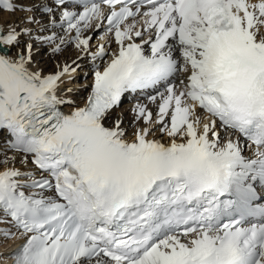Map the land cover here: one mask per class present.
I'll return each instance as SVG.
<instances>
[{"label":"snow or ice","instance_id":"obj_1","mask_svg":"<svg viewBox=\"0 0 264 264\" xmlns=\"http://www.w3.org/2000/svg\"><path fill=\"white\" fill-rule=\"evenodd\" d=\"M53 4L45 7L49 23L35 35L28 27H0V46L17 49L15 58L0 54V130L8 133L0 145V224L9 225L5 237L27 236L13 264H264V223L243 226V208L253 196L245 186L249 172L264 180V0ZM3 6L16 10L14 0ZM26 23L40 22L27 17ZM57 26L64 35L46 34ZM93 29H103L105 41L94 61L107 56L113 35L118 50L94 72L86 105L66 115L57 105L71 101L57 92L76 69L32 71L34 43L22 46L21 38L53 53L73 42L89 52L91 37L82 33ZM179 74H186L181 90L169 83L148 97L157 104L155 118L147 105L133 108L143 126L132 142L120 118L105 126L123 93ZM198 110L208 114L206 121ZM220 126L247 137L258 159L246 162L230 138L222 144ZM157 132L171 144L149 139ZM17 156L35 169L14 167ZM24 188L39 191L26 195ZM230 191L237 201L221 202ZM234 203L240 219L222 223Z\"/></svg>","mask_w":264,"mask_h":264},{"label":"bare ground","instance_id":"obj_2","mask_svg":"<svg viewBox=\"0 0 264 264\" xmlns=\"http://www.w3.org/2000/svg\"><path fill=\"white\" fill-rule=\"evenodd\" d=\"M13 2V0H10ZM46 3V0H14V6H15V11H10V10H4L0 6V27H3L5 31H7L8 26H16L17 30L20 28L28 27L30 29H33V35L36 34V32L39 30L41 24H48L50 21V18L52 14L48 12L43 11V6ZM28 7L31 9V11H22L20 10L21 8ZM59 15H60V10H55V19L57 21V25H59ZM27 17H33L35 21H39L40 23H26V18ZM56 31L60 35H64L63 30L57 26L55 29H50L48 33L50 34L51 31ZM102 30L103 29H93V30H88L84 33H82V38H89L93 33H96V41L92 42L90 41L91 45V51L89 52H96L98 50L97 46L101 44L103 39H100L102 36ZM74 35V34H73ZM147 38V35H146ZM22 46L24 42H33L35 48L32 49V63L29 66L32 71H37L40 70L42 75L44 74H54L56 73L61 67L64 65H70L67 62H60V66H54L52 67V62L53 60L57 58V53H53L51 50V47L49 45H41L39 42H34V41H28V38L22 37ZM59 42V41H57ZM137 43H140L139 39L136 41ZM73 45V44H72ZM70 44L62 45L61 48L66 47V49L63 51V54L65 55H70V59L67 58V61L69 59L73 60V63L70 65V67L75 68L76 70L79 68L80 70L78 71L79 74L76 77H73L74 72L70 74V76H65L62 78V83H60L58 92L61 94V97L65 99L66 101H69L70 97L73 98L71 103H64V106L72 111H75L78 108H81L84 104L87 102L86 96H90L91 91H92V82H93V77L94 73L91 76L90 70L95 69L98 70L102 66V60L97 59L93 60L85 51H82L81 49H78V52H76L73 49V46ZM75 45V44H74ZM146 44L143 45L145 47ZM117 47V44L113 41V38L111 36V42L108 44V49H114ZM0 51L9 57L15 58L17 49L12 46H0ZM179 54L178 52H175ZM61 55V54H60ZM64 55V56H65ZM180 56V55H179ZM66 58V57H65ZM68 61V62H69ZM80 64V65H79ZM186 74H179L177 77L179 79L185 78ZM82 81L80 82V80ZM79 84V88L76 86ZM73 85L72 91L73 92H68L67 89H69V86ZM76 87V88H75ZM165 88H162L160 90H155L151 92H146V93H138V94H132L128 95L121 105L119 107L113 108L110 110V114L108 119L104 121V124L106 127H112L113 122L117 119L120 118L122 120V125L121 127L125 130L126 132V140L128 142H132L135 137H134V132L137 128V126H143V121H136L134 119V113H133V108L139 103V104H144L147 105L148 109L152 111L153 113V118H155L157 112H158V107L157 104L150 103L148 100V97L150 95H157L158 92H163ZM68 94V96L66 95ZM69 99V100H68ZM200 114L203 116L204 120L206 121L208 118H205L204 115L202 114V111L198 110ZM167 119V118H166ZM221 130V138L224 136L227 131H224L222 127H220ZM8 137L7 133L5 131L0 132V145L5 144V140ZM149 139H155L158 140L159 142L165 144V145H170L172 142V138L168 137L167 135H163L159 132L156 133V135L150 136ZM181 138L177 137L176 142H180ZM3 153H0V158H2ZM8 156H12L13 152L8 151L7 153ZM20 157L17 156V162L15 163L14 167L17 169L23 171H28V170H33L31 163H29L26 167L21 165L19 161ZM5 170L4 167L0 166V171ZM38 192V191H37ZM45 196L49 195L48 192L44 193ZM26 236H24L23 239H25ZM8 241L4 240L3 238H0V258L7 256L10 253L11 249H8L6 245ZM2 245V246H1Z\"/></svg>","mask_w":264,"mask_h":264},{"label":"rangeland","instance_id":"obj_3","mask_svg":"<svg viewBox=\"0 0 264 264\" xmlns=\"http://www.w3.org/2000/svg\"><path fill=\"white\" fill-rule=\"evenodd\" d=\"M27 8V7H26ZM93 36H94V40L96 41V33H93L92 34ZM95 41H92V38H91V43L92 42H95ZM97 42V41H96ZM73 44V45H72ZM75 43H70V45H72L73 46V49L76 51V52H78V48L74 45ZM36 46H34V48H35ZM65 49H66V47H65ZM64 48H61V51L60 52H57V58H56V60L54 59L53 60V62H52V67L54 68V66H57L58 65V67L61 65L60 64V62H67L68 64H72L73 63V60H70V61H72V63L69 61V57H70V55H65V54H63V51L65 50ZM61 54V55H60ZM88 54V53H87ZM65 55V56H64ZM66 57V58H65ZM91 58H92V56H90ZM67 58H69L68 59V61H67ZM59 62V63H58ZM69 65V66H70ZM80 69L78 68L75 72H74V75H73V77H76L78 74H79V71ZM93 70V69H92ZM90 74V73H89ZM93 74L91 73V76H92ZM82 81V79L80 80V82ZM83 82V81H82ZM73 87V85H71V86H69V88H72ZM77 88H79V84L76 86ZM75 87V88H76ZM71 92H73V91H71ZM67 96H68V94H66ZM70 99V100H69ZM68 100L69 101H71L72 102V100H73V98H69Z\"/></svg>","mask_w":264,"mask_h":264}]
</instances>
